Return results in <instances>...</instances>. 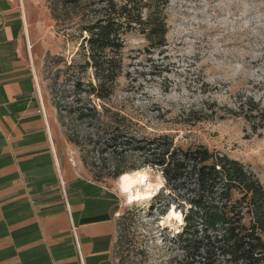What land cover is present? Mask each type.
I'll return each instance as SVG.
<instances>
[{
    "label": "rangeland",
    "instance_id": "rangeland-1",
    "mask_svg": "<svg viewBox=\"0 0 264 264\" xmlns=\"http://www.w3.org/2000/svg\"><path fill=\"white\" fill-rule=\"evenodd\" d=\"M23 1L37 40L39 80L67 157L83 176L118 195L115 264H173L182 256L175 241L182 224L162 223L169 209L175 208L162 175L143 167L149 180L162 185L130 204L119 194L118 178L94 180L92 165L93 172L101 175L97 167H106L101 166L102 159L114 161L89 141L96 127L102 126L79 121L68 111L77 97L74 82L86 81L91 71L79 70L83 57L73 30L57 26L43 0ZM167 2L166 46L151 50L141 37L128 35L123 73L113 95L89 106L99 112L100 123L113 120V113L125 117L127 128L137 136L168 134L183 147L203 144L226 153L250 167L264 184V125L245 118L249 99L264 108V0ZM240 103L242 112L230 114L238 111ZM198 117L205 118L196 122ZM143 184L136 188L144 189Z\"/></svg>",
    "mask_w": 264,
    "mask_h": 264
},
{
    "label": "trees",
    "instance_id": "trees-1",
    "mask_svg": "<svg viewBox=\"0 0 264 264\" xmlns=\"http://www.w3.org/2000/svg\"><path fill=\"white\" fill-rule=\"evenodd\" d=\"M43 1L57 26L73 30L83 57L79 70L91 71L86 81L74 82L77 97L68 111L79 121L102 126L89 141L114 161L102 159L106 167H97L101 175L92 165L94 180L116 179L143 167L160 172L183 219L175 235L182 256L173 264H264V184L250 167L203 144L177 145L168 134L137 136L118 113L100 123L99 112L89 106L113 95L123 73L128 35L141 37L151 50L166 46L167 0ZM242 110L240 103L238 111L229 113ZM245 118L263 126L264 108L249 99Z\"/></svg>",
    "mask_w": 264,
    "mask_h": 264
},
{
    "label": "crops",
    "instance_id": "crops-1",
    "mask_svg": "<svg viewBox=\"0 0 264 264\" xmlns=\"http://www.w3.org/2000/svg\"><path fill=\"white\" fill-rule=\"evenodd\" d=\"M28 14L0 0V264H115L118 195L67 157Z\"/></svg>",
    "mask_w": 264,
    "mask_h": 264
},
{
    "label": "bare ground",
    "instance_id": "bare-ground-1",
    "mask_svg": "<svg viewBox=\"0 0 264 264\" xmlns=\"http://www.w3.org/2000/svg\"><path fill=\"white\" fill-rule=\"evenodd\" d=\"M142 182H144V189L136 188V186ZM117 183V188L120 193L124 195L125 201L129 204L136 200L147 198L162 185L161 182H152L149 180V173L146 168L120 175L117 179ZM173 221L180 225L182 224L181 212L172 206L167 212V215L163 218L162 223L170 225Z\"/></svg>",
    "mask_w": 264,
    "mask_h": 264
},
{
    "label": "built area",
    "instance_id": "built-area-1",
    "mask_svg": "<svg viewBox=\"0 0 264 264\" xmlns=\"http://www.w3.org/2000/svg\"><path fill=\"white\" fill-rule=\"evenodd\" d=\"M118 215H119V213H116V214H115V217H118Z\"/></svg>",
    "mask_w": 264,
    "mask_h": 264
}]
</instances>
